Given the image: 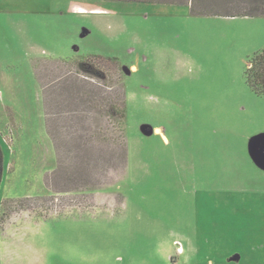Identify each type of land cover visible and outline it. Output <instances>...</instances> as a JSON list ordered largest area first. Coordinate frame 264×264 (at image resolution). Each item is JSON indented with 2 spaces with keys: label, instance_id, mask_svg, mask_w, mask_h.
I'll list each match as a JSON object with an SVG mask.
<instances>
[{
  "label": "rangeland",
  "instance_id": "1",
  "mask_svg": "<svg viewBox=\"0 0 264 264\" xmlns=\"http://www.w3.org/2000/svg\"><path fill=\"white\" fill-rule=\"evenodd\" d=\"M185 1L0 0V264H264V17Z\"/></svg>",
  "mask_w": 264,
  "mask_h": 264
},
{
  "label": "trees",
  "instance_id": "2",
  "mask_svg": "<svg viewBox=\"0 0 264 264\" xmlns=\"http://www.w3.org/2000/svg\"><path fill=\"white\" fill-rule=\"evenodd\" d=\"M118 1H136V2H151V3H165V4H182L187 3L185 0H118ZM185 1V2H184ZM245 5V9L242 12L233 14H220L211 9L208 0H191L189 4L192 14L195 15H207V16H219V17H264V0H241ZM87 63V62H86ZM81 62L80 71L90 75H98V70L93 69L95 66L92 64ZM245 78L246 82L253 92L264 98V48L253 54L248 61ZM123 105H126V100H122ZM47 113V112H46ZM121 117L125 118V108L121 113ZM3 158L0 149V180L2 176Z\"/></svg>",
  "mask_w": 264,
  "mask_h": 264
}]
</instances>
